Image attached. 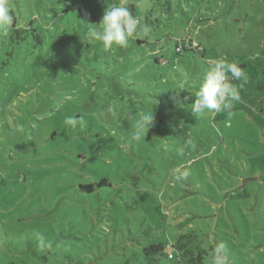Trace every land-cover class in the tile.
Returning <instances> with one entry per match:
<instances>
[{
  "label": "rangeland",
  "instance_id": "obj_1",
  "mask_svg": "<svg viewBox=\"0 0 264 264\" xmlns=\"http://www.w3.org/2000/svg\"><path fill=\"white\" fill-rule=\"evenodd\" d=\"M10 2L0 264H148L146 247L190 230L202 264H264V0ZM114 2L134 6L140 26L127 47L105 49L89 29ZM182 38L204 56L178 55ZM219 61L244 71L229 80L240 100L195 114ZM168 251L157 264H177Z\"/></svg>",
  "mask_w": 264,
  "mask_h": 264
},
{
  "label": "clouds",
  "instance_id": "obj_2",
  "mask_svg": "<svg viewBox=\"0 0 264 264\" xmlns=\"http://www.w3.org/2000/svg\"><path fill=\"white\" fill-rule=\"evenodd\" d=\"M15 14L10 0H0V35L8 33L15 24ZM137 20L130 13L127 6L122 3H113L104 13L99 30L89 29L91 38L101 42L105 49H111L114 45L127 47L130 40L137 32ZM231 74V76H229ZM231 79H246L242 68L235 62L219 61L209 66L204 73L192 112L199 114L205 111L220 112L230 110L233 102L240 100L237 87L229 83ZM152 115L144 116V124L139 128L149 126ZM66 123L76 124L73 117L66 119ZM139 129L137 130L138 135ZM214 264H224L222 256H217Z\"/></svg>",
  "mask_w": 264,
  "mask_h": 264
},
{
  "label": "trees",
  "instance_id": "obj_3",
  "mask_svg": "<svg viewBox=\"0 0 264 264\" xmlns=\"http://www.w3.org/2000/svg\"><path fill=\"white\" fill-rule=\"evenodd\" d=\"M130 11L135 15L134 6L133 9H130ZM135 17L137 18V25L139 28L140 19L136 15ZM185 51H193L204 56V52L200 44L195 46L193 40L182 38L176 43V52L178 55H181ZM163 55L164 54H161V57H163ZM156 59L159 60L158 57H156ZM259 111L264 113V106L260 107ZM99 183V185H103L106 183V180L102 178ZM82 188L88 190V192H92L93 189L92 185H82ZM167 249L170 250V253L168 251V257L176 259L177 264H202L204 259L202 255V240L195 230H190L187 233L180 234L174 240L169 239L166 242H158L149 245L144 251L145 260L148 264H157L158 261L166 255Z\"/></svg>",
  "mask_w": 264,
  "mask_h": 264
},
{
  "label": "built area",
  "instance_id": "obj_4",
  "mask_svg": "<svg viewBox=\"0 0 264 264\" xmlns=\"http://www.w3.org/2000/svg\"><path fill=\"white\" fill-rule=\"evenodd\" d=\"M137 20V19H136Z\"/></svg>",
  "mask_w": 264,
  "mask_h": 264
}]
</instances>
